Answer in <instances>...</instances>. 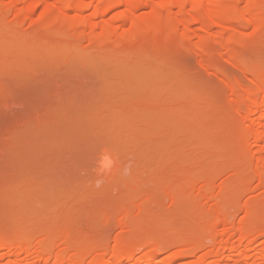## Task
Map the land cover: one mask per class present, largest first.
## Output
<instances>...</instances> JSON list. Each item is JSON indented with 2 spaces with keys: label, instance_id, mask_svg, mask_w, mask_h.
<instances>
[{
  "label": "rangeland",
  "instance_id": "374dc122",
  "mask_svg": "<svg viewBox=\"0 0 264 264\" xmlns=\"http://www.w3.org/2000/svg\"><path fill=\"white\" fill-rule=\"evenodd\" d=\"M25 1H19V4L13 6L15 8L5 15L0 14L1 237L21 230V221L23 220L18 221L13 219L14 216L11 217L13 211L15 212L16 208L19 209V205L23 206L20 210L26 206L25 212H32V209L35 212L40 209V205H37L39 202L42 206L40 213H42V208L44 210L52 208H50L51 203L56 206V202L59 203L63 200L62 204L66 206L65 204L68 203L64 204V199H69L73 195L74 199H72L75 200L74 188L80 185L79 180L84 179L85 175L88 177L85 180L90 179L91 174L89 175V173L94 172L96 175L94 171L96 162L105 149L116 159V165L112 171L122 172L130 162L132 167L138 168L137 164L145 160L150 152V155L170 151V153L179 152V159L177 157V160L168 164L166 169L161 167L163 172L152 171L156 174L150 172L139 175L142 178L138 177V182L146 184L147 188L150 186L163 187V185L165 187L173 174L178 175L186 172L184 175L182 174V177L186 179L187 174L189 176L192 173L193 167H196L195 170L199 167L215 170L222 165H227L228 173H223L216 178L215 183L219 185L223 180L226 183L229 181V186V182L228 184L224 183L229 190L234 188V191L238 188L239 197H237L238 202L235 206L227 205L224 209L226 208L228 212L239 218L246 211L245 202L251 200L257 205L260 212H264V186L259 184L258 179L249 180L264 164L259 159L258 147L243 133L248 124L239 112V107L244 106L247 109V104L236 99L233 96V88L224 83L226 78L233 79L238 76V68L230 62H224L217 68L202 66L205 61L214 60L212 50L218 41L228 39L234 41L236 39L231 33L222 35L217 32L210 34L196 32L189 38L177 35L178 33L176 35L167 33L162 36L161 45L158 46L137 44L127 47L121 45L117 39H113L104 45L89 47L87 45L89 31L82 25L76 24L81 19L80 17L88 14V10H71L69 17L75 23L71 22V27L59 28L61 31L57 35L55 34V37L43 33L41 27L44 21L38 24V30L35 31L36 33L34 32V35L29 37L19 35L20 37H18V34L15 36L14 32H8L6 28L10 25L9 27L16 28L17 32L18 30L23 32V29L25 30L30 25L29 18L24 22L19 18L18 22L14 20L23 6L26 3L30 4L33 0H30V3L27 0L28 2L26 1L23 5ZM49 1H51L49 4L53 14L60 11L64 4V0H61V3H59L60 0ZM245 4L246 2H241L238 7ZM48 5L38 6L36 11L34 10L33 17L43 18V12ZM56 7L59 10H56ZM120 8H118V12L116 11L117 15ZM13 9L15 10L13 11ZM116 9L114 8V10ZM187 9H190V6ZM114 10L110 14L115 17L117 15L113 13ZM176 10V6L172 7L173 12ZM151 11L152 6H146L141 9L139 16H147ZM163 11L167 12L166 9ZM141 24L142 19L136 18L127 21L120 29L127 33L140 27ZM237 27L241 35L246 36L248 41L245 46L237 45V51L252 63L264 67V26L256 30L240 25ZM41 38L47 41L48 38H52L53 41H56L55 43L52 41L51 44L49 42L47 45ZM42 42L46 46H43ZM69 44H78L79 46L73 51H67L66 47ZM201 50L208 51L205 57L199 54ZM203 59H205L204 62H201ZM238 77L237 84L249 81L245 75ZM183 90H191L195 98L185 101L173 97ZM120 120H134L136 129L126 134L120 133L116 127L118 123L116 128L114 127V123ZM186 169L189 172L185 171ZM131 171L133 172V170ZM143 175L148 176L144 177ZM108 176L110 177V175ZM182 177L179 176L180 182ZM231 178L236 183L231 181ZM112 179H108V182L103 184L105 185L104 191H100L103 186L99 189L94 186L96 190L94 195L100 196L101 199L102 194L107 196L105 195L107 191L111 193L114 190L119 195L121 193L131 195L129 186L127 187L129 191H127L121 187L118 180L109 182ZM179 179L177 178L178 181L174 179V182L178 183ZM184 179H182L183 182ZM76 180L79 185L77 184L75 187L76 183L72 184L71 182H77ZM85 180H83V185H85ZM67 184V188L70 186V188L73 187V190L67 189L65 186V188L62 187ZM55 185L56 187L53 189ZM57 185L61 186H58L57 189ZM83 185L81 184V187ZM108 188L111 190H107ZM83 193L85 192L81 194ZM112 196L113 194L111 197L109 196V199L115 202L116 196H113L115 199ZM33 198L36 200H34L35 202L32 201ZM118 198L120 199V197ZM26 199H32L35 207L25 205ZM77 199L83 200L85 197L81 195ZM100 199L96 203L101 207L108 198L105 200L104 197L105 201L103 200V202ZM29 200L27 201L29 202ZM78 200L75 201L78 202ZM87 200L89 201V199ZM24 201L25 206L23 205ZM96 203L93 206H96L97 209L99 206ZM101 203L103 204L101 205ZM107 203L108 201H106ZM211 203H206V206H210ZM113 204V211H116L115 213L118 215L121 214L120 216L127 212L132 215L137 214L136 209L133 211V208L125 206L124 203L121 205L122 208L120 205L117 206V202ZM109 205L112 206L108 203ZM29 206L33 208L30 207V209ZM93 206L92 204L89 206L90 208L86 206L89 210L81 212V215L77 213L80 210L78 208L73 216L78 215V218H75L77 220L82 218V222L87 220L83 227L90 230L97 225L89 226L87 223H98L99 226L96 228H106V231L103 228L101 231L108 232L107 235L109 234L113 239L116 235L121 234L119 226L107 228L103 226L105 224L101 225L107 217L105 214L109 215L108 213H110L107 211L109 208L105 205V211H101V207V210H96L98 211L96 212ZM67 207L70 209V204ZM67 207L65 208L67 209ZM57 208L60 207L57 206ZM113 208L109 210L112 211ZM161 208L154 207L152 211L155 210V213L160 211L159 217L177 213L176 209L172 208L175 210L173 212L167 206L164 209ZM90 209L93 210L91 213ZM61 210L62 207L60 213ZM72 212H68L70 217ZM50 215L52 214L50 213ZM59 215L53 217V221L58 218L61 222L65 216L59 218ZM66 218L60 224L57 222L58 220L54 222H57V226L64 227ZM152 218L150 217V220L148 217L146 221L153 222ZM197 221L196 224L193 223L194 226L199 225ZM54 222L51 221L49 224L54 225L52 226L54 229H58L59 226H55ZM71 222L73 223V221ZM79 226H82V223ZM100 229L93 232L98 233ZM107 238L109 239V237ZM111 238L109 242L112 243L113 239Z\"/></svg>",
  "mask_w": 264,
  "mask_h": 264
},
{
  "label": "bare ground",
  "instance_id": "6f19581e",
  "mask_svg": "<svg viewBox=\"0 0 264 264\" xmlns=\"http://www.w3.org/2000/svg\"><path fill=\"white\" fill-rule=\"evenodd\" d=\"M19 1L21 0H0V14L5 15L11 11L12 8H15L13 6L17 3L19 4ZM50 2L49 0H33L30 3L29 0L31 5L26 3L23 6L24 8L29 5L27 8L20 10L18 13L19 17H15L17 20L14 19L16 22H18V18L22 22L27 18L31 20L30 25L25 30L23 29V32H19L20 30L17 32L16 28L9 27L10 25H7L8 28H5L8 32H14L15 36L18 34V37H29L30 35H34V32L38 30V24L44 21L41 27L43 33L46 35L49 34L48 36L50 37H55V34L57 35L61 31L59 28L72 26L71 22L73 21L69 17L71 10H88V14L80 17L81 19L76 24L82 25V27L89 31L87 44L89 47L104 45L113 39H117L121 45L127 47H133L137 44H152L158 46L160 41L162 42V36L167 33L174 35L178 33L177 35H183L188 38L192 37L196 32L203 34L217 32L222 35L231 33L236 39L234 41L229 39L218 41L216 47L212 50L214 60L211 59V62L210 60L204 62L205 59H203L201 61L204 62L202 66H205V68L210 66L217 68L224 62H230L238 68V76L245 75L248 77L249 81L247 83L237 84L238 76L236 78L234 77L235 79L226 78L224 83L228 87L233 88V96L236 99L247 104V109L244 106L239 107V112L244 116L248 124L247 127L245 126L246 129L244 128L245 131L243 133L258 147L259 159L264 164V67L259 66L257 63H252L237 51V45L245 46L248 42L246 36L241 35V32L238 30V25L255 30L264 26V0H64L63 7L61 6V10L57 13L55 12V14L52 12ZM241 2H246V4L243 6L240 5V8L238 5ZM59 3H61V0ZM40 5H48V7L43 12V18H34V10ZM146 6H152L150 14L144 17L139 16L141 9ZM174 6L177 8L175 12L172 11V7ZM188 6H190V9H187ZM119 7L121 8L117 15L116 11H119ZM114 8L117 9L114 10ZM163 9H166L167 12H172L167 13ZM56 10H59V8ZM112 10H114L113 13L117 16L114 17L110 14ZM136 18L142 19L140 27L127 33L121 31L120 28L127 21ZM13 25L15 26V24ZM53 40L52 38H48V41H44L46 44L49 42L51 44ZM43 46H46L45 43H43ZM78 46V44H69L66 48H68L67 51H73ZM206 53L208 51L201 50L199 54L205 57ZM63 56L61 57L64 58ZM59 59L61 58L59 57ZM173 97L185 101L195 98L191 90H183ZM128 120L117 121L114 123V127L118 123L116 127H118L117 129L120 133L126 134L134 131L136 129V123L134 120H131L132 122ZM170 152H162L156 155H150V152V156L147 155L145 160L137 164L139 165L138 168L136 166L131 168L133 172L131 171L130 174L125 175L123 170V172L112 171L109 174L110 177L106 176L108 179L114 178L112 181H109L111 183L118 180L121 183V187L127 191L130 188L131 191L129 193L131 195L126 193L124 195L127 196H124L121 193L124 196L122 197L117 192H114L115 190L111 193L105 191L106 194L105 192L103 193L107 196L101 193L103 195V198L101 195V200L99 198L100 196L94 195L96 190L93 181L97 177L92 172L89 173V175L91 174L89 177L91 181L87 179L90 183L85 180L87 177L85 175L84 179L81 178L82 180H79L80 185L78 184V179L76 180L77 182H71L72 184L76 183L75 187L77 184L79 185L74 190L72 189L73 187H68L73 192H76L74 193L76 195L75 200H78L79 198L77 199V197L81 195L85 199L88 196L87 199H89V201L87 199V201L85 199L78 200L79 203L73 200L74 195L70 197L71 199L73 198L72 201H69L71 200L70 198L64 199L63 203L70 204L71 210L67 207L68 204L64 206L62 204L63 200H61L59 203L56 202V206L51 203V209L46 208L44 210L42 208V213H40L42 206L39 202L37 204L40 205L39 211H35V213L32 209V212H25V208H27L25 205L33 206L32 201L35 200L34 198L33 200L31 199L32 201L29 200L30 198L26 199V204L25 201L23 203V205L25 204V208L20 210L23 206L20 207L19 205V209H15L17 213L13 211L11 215V217L14 216L12 218L15 220H23L21 221L23 223V225L21 223V230L10 235H5L6 237L0 236V264H264V212H260L258 210L259 208L256 207L257 205L251 200L245 202L246 211L239 218H236L233 213L228 212L226 208L224 209L227 205L235 206L238 202L237 197H239L238 188L235 187L238 189H235L236 191H233L234 188L229 190V181L226 183L223 180L219 185L215 183L216 178L227 172L226 170L229 169L227 165H222L215 170L200 167H197L198 169L195 170L196 167H193L195 171H192L193 169L190 168L192 169V173L190 172L191 174L189 173V176L187 174V177L185 176L186 179H184L182 176L186 173L185 171H188L186 169L184 174L181 172L183 175H171L172 178H169V182L167 181L168 183H166L167 185L165 187L163 185V187L150 186L147 188L145 187L146 184L143 185L144 183L138 182L139 178H142V176H139L140 174H149L152 171L156 173L163 172L161 167L166 169L168 164L176 161L179 152ZM155 172L152 173L156 174ZM92 174L96 177L95 179L92 177ZM174 176L178 177L173 178ZM179 176L185 181L183 182L181 179L180 182ZM177 178L179 182L175 183L174 179L177 180ZM108 179H105V182ZM254 179H258L260 181L259 184L262 187L264 186V165L249 178L250 181ZM83 180H85V185H83ZM119 182L117 183L119 184ZM224 182L226 184L229 182L228 186ZM233 182L236 183L235 181ZM91 183L93 184L91 185ZM81 184L83 185L82 187ZM86 184L89 186L87 187ZM58 186L57 189L61 185ZM64 186L67 188L68 184L62 187ZM102 186L100 191L105 189V185ZM128 186L129 188L127 189ZM55 187L56 185L53 186V189ZM107 190L111 189L108 188ZM78 191L85 193L81 194ZM77 194L81 195L78 196ZM110 194L116 196V199L112 196L115 202L109 199L111 197ZM93 197L94 199H92ZM104 197L105 200L106 198L110 200L107 199L106 201L112 205L111 207L110 205L108 206V203L106 204ZM95 199L96 201H94ZM98 199L102 202L103 200L105 201L104 205L101 203L102 208L96 203ZM73 202H76L75 204L78 205L76 206ZM116 202L117 206H121L124 203L125 206L133 208V211L136 209L137 214H128L129 212L122 216H120L121 214H116V211H113V203L116 204ZM118 202L120 203L118 204ZM204 202L205 204H203ZM209 202L212 203L208 207L206 203ZM53 203L55 204V202ZM94 203L99 208L96 209V206H93ZM91 204L95 211L100 208L102 209H100L101 211H105L106 206L109 209L113 208L111 209L112 211L107 208V211L110 213L106 211L109 215L105 214L107 217L105 218L104 216L105 221L103 222L102 220L103 223L101 225L105 224L106 226H103L107 228L119 226L122 231L121 234L116 235L117 237L115 236L113 239L109 234L107 235L108 232H105L106 228H96L99 225L95 222H92L93 224L91 222L90 224L87 223L89 226L97 225L93 227L94 229L92 228L93 230L91 229L92 231L87 227L84 228L85 226L83 227V225L87 220L82 222L83 219L80 217L82 220L79 219V221L75 218H78V215L73 216V214H76L77 209L80 208L77 213L81 215V212L87 211ZM32 206H29V208ZM57 206L60 208H57ZM125 206L123 207L127 209ZM165 206L170 207L171 210L176 209L177 213L170 214V216L167 215V217H159L160 214L158 213L160 211L158 213H155V210L152 211L154 207L160 209L163 207L164 209ZM61 207V213H64L68 209L66 214L59 212ZM93 207L91 208L93 209ZM93 210L90 209V213ZM21 211H24V213H21ZM68 212H72L71 217ZM58 215L59 218L65 216L63 219L68 217L66 220L70 219L74 225H72L73 223L70 220L67 223L64 220L65 224H68L67 227L63 223L62 225L64 227L58 225L59 228L57 222L60 219L58 220L57 218L58 221L56 219L54 220L57 222L53 221V217H58ZM51 217L52 219H50ZM148 217L149 219L153 217L154 219L152 218V221H154H146ZM63 219H61L59 224L62 223ZM196 220H198L197 222L199 223L197 224L199 225L194 226ZM51 221L54 224L56 223L55 226L58 229H54L52 227L54 225L49 224ZM75 222L78 223L76 224ZM80 223H82V226H79ZM193 223L195 224L193 225ZM30 226L32 229L29 228ZM34 226H36L35 229H33ZM102 228L105 231L102 232ZM96 229H100L101 232H93L94 230L97 232ZM107 237L113 239V242H109Z\"/></svg>",
  "mask_w": 264,
  "mask_h": 264
},
{
  "label": "clouds",
  "instance_id": "9594fccd",
  "mask_svg": "<svg viewBox=\"0 0 264 264\" xmlns=\"http://www.w3.org/2000/svg\"><path fill=\"white\" fill-rule=\"evenodd\" d=\"M116 165V159L108 150H103L96 162L94 171L97 179L94 181V186L100 188L105 183V177L108 176ZM131 162L125 166L124 174L128 175L131 172Z\"/></svg>",
  "mask_w": 264,
  "mask_h": 264
}]
</instances>
